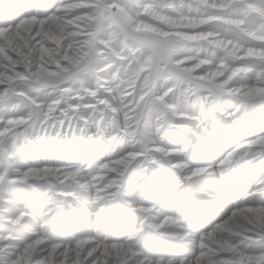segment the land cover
I'll return each instance as SVG.
<instances>
[{
  "label": "clouds",
  "instance_id": "9594fccd",
  "mask_svg": "<svg viewBox=\"0 0 264 264\" xmlns=\"http://www.w3.org/2000/svg\"><path fill=\"white\" fill-rule=\"evenodd\" d=\"M0 264H264V0H0Z\"/></svg>",
  "mask_w": 264,
  "mask_h": 264
}]
</instances>
